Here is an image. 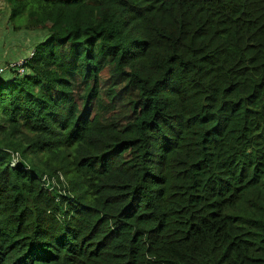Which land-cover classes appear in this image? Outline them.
Instances as JSON below:
<instances>
[{
	"label": "trees",
	"instance_id": "1",
	"mask_svg": "<svg viewBox=\"0 0 264 264\" xmlns=\"http://www.w3.org/2000/svg\"><path fill=\"white\" fill-rule=\"evenodd\" d=\"M0 2V264H264V0Z\"/></svg>",
	"mask_w": 264,
	"mask_h": 264
},
{
	"label": "rangeland",
	"instance_id": "2",
	"mask_svg": "<svg viewBox=\"0 0 264 264\" xmlns=\"http://www.w3.org/2000/svg\"><path fill=\"white\" fill-rule=\"evenodd\" d=\"M5 6L6 5L0 2V7L2 9V12L0 13V77L7 79L12 75V72H10L12 69L17 70L20 74L26 72L25 70L22 73L23 70L21 68L23 67L22 64L24 63L22 61V57H24V55L29 52L25 50L28 48L33 34L32 32L29 34H24L13 31V27L8 21V17L10 15L9 9ZM17 62L19 64L14 66L13 63ZM24 69H26V67H24ZM104 77L107 78L108 76L104 75ZM4 78H0V81Z\"/></svg>",
	"mask_w": 264,
	"mask_h": 264
},
{
	"label": "built area",
	"instance_id": "3",
	"mask_svg": "<svg viewBox=\"0 0 264 264\" xmlns=\"http://www.w3.org/2000/svg\"><path fill=\"white\" fill-rule=\"evenodd\" d=\"M22 61L24 62V63L22 64L23 67L21 68V69L23 70V71H22V73H23V72L25 71V69H24V64H25V62H26V59L23 58ZM17 64H19V63H18V62H17V63H13L14 66L17 65ZM18 70H20V69H18Z\"/></svg>",
	"mask_w": 264,
	"mask_h": 264
}]
</instances>
